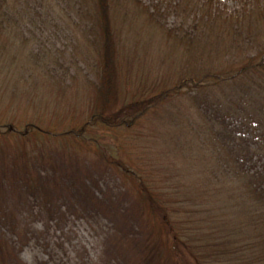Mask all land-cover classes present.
<instances>
[{
  "label": "rangeland",
  "instance_id": "rangeland-1",
  "mask_svg": "<svg viewBox=\"0 0 264 264\" xmlns=\"http://www.w3.org/2000/svg\"><path fill=\"white\" fill-rule=\"evenodd\" d=\"M19 1L36 22L26 17L17 30H0V131L12 125L19 132L0 141L3 264H139L132 245L148 232L138 218L145 199L106 157L121 153L148 170L151 189L170 193L179 187L177 198L191 196L210 140L207 130L200 128L198 136L186 127V119L191 128L202 127V118L195 114V86L183 85L201 70L221 71L225 59L237 64L253 55L257 38L245 32L236 41L251 47L246 54L230 49L229 36L223 38L190 0H116L124 14L112 0L117 75L125 79L116 86L120 97L154 82L180 87L133 126L117 130L91 117L101 104L95 0ZM260 4L264 0H216L225 17L243 9L252 10V19ZM247 17L234 18L235 29L246 27ZM104 105L118 107L112 98ZM29 125L50 134L24 132Z\"/></svg>",
  "mask_w": 264,
  "mask_h": 264
},
{
  "label": "trees",
  "instance_id": "trees-1",
  "mask_svg": "<svg viewBox=\"0 0 264 264\" xmlns=\"http://www.w3.org/2000/svg\"><path fill=\"white\" fill-rule=\"evenodd\" d=\"M95 2L96 23L92 29L98 28L100 34V74L96 88L101 93V104L91 117L101 127L107 125L118 130L119 126H133L156 102L170 93L178 94L180 87L169 88L154 82L147 88L148 91L141 89L126 99L121 98L116 86L125 79L123 74L117 75L121 70H117L115 60L117 39L110 13L113 2ZM190 2L196 13L215 21L223 38L229 36L226 45L230 49L246 54L251 47L241 46L236 41H243L245 32L247 36L252 34L257 38L253 55H245V59L237 64H230L225 59L227 64L221 71L201 70L198 76H194L198 83L191 80L183 85L189 87L190 83L195 86L196 90L192 91L195 114L202 118V127L191 128L189 119H186V127L198 136L201 135L200 128L207 130L210 140V147L206 146L202 151L198 181L192 188L189 184L191 196L180 199L184 197L180 195L177 198L179 187L170 193L162 191L161 187L158 191L154 185L151 189L147 185L150 182L146 176L148 170L141 169L135 161L122 157L121 153L106 158L115 170L119 168L122 177L133 183L134 189L139 190L140 197L142 195L145 199L138 218L148 226V232L141 239L133 238L132 245L134 254L139 255V264H264V34L259 31L261 25V30H264V4H260L251 19L252 10H246L244 14L241 9L237 14L234 11L225 17L218 10L216 0ZM114 3L119 12H123L116 0ZM20 6L19 0H0L2 32L21 28L20 23L26 17L32 24L36 22ZM216 11L219 14L216 15ZM246 14V27L235 29L233 19H246ZM201 26L204 29V25ZM191 40L192 36L188 42ZM10 43L13 44L14 40ZM111 98L118 104L116 110L107 105ZM105 102L108 110L105 109ZM13 130L12 125H5V130L0 131V141H3L1 138L19 134ZM27 131L32 135L50 134L33 125H29L24 132ZM71 135L77 136L72 139L78 138L77 133ZM114 150L117 152V148ZM205 176L207 179L203 182ZM158 208L160 215L156 210ZM3 254L0 253V264H3Z\"/></svg>",
  "mask_w": 264,
  "mask_h": 264
}]
</instances>
